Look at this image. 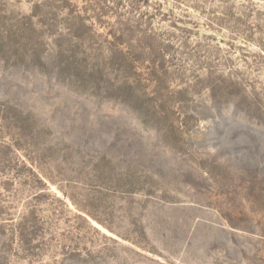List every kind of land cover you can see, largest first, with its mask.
Instances as JSON below:
<instances>
[{
	"label": "rangeland",
	"instance_id": "obj_1",
	"mask_svg": "<svg viewBox=\"0 0 264 264\" xmlns=\"http://www.w3.org/2000/svg\"><path fill=\"white\" fill-rule=\"evenodd\" d=\"M0 264H264V0H0Z\"/></svg>",
	"mask_w": 264,
	"mask_h": 264
}]
</instances>
